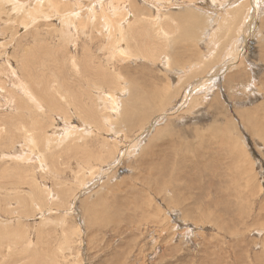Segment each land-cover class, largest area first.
<instances>
[{
	"label": "rangeland",
	"instance_id": "rangeland-1",
	"mask_svg": "<svg viewBox=\"0 0 264 264\" xmlns=\"http://www.w3.org/2000/svg\"><path fill=\"white\" fill-rule=\"evenodd\" d=\"M41 1L0 0V264H264V0L248 41L246 0Z\"/></svg>",
	"mask_w": 264,
	"mask_h": 264
},
{
	"label": "bare ground",
	"instance_id": "bare-ground-1",
	"mask_svg": "<svg viewBox=\"0 0 264 264\" xmlns=\"http://www.w3.org/2000/svg\"><path fill=\"white\" fill-rule=\"evenodd\" d=\"M51 3H53V0H49ZM97 1H99V2H105V1H107V0H97ZM144 1H146L148 4H149V2L152 4H154L156 7H157V9H161V8H163V7H167L168 6V3H167V1H164L163 3H164V5L165 6H162V2H161V0H158L159 2H161V4L160 3H156L155 2V0L154 1H152V0H144ZM214 1V0H213ZM212 1V2H213ZM216 1V0H215ZM248 3H247V9L249 10L248 12L250 13V14H247L246 15V21H245V23H244V25H243V23H242V25L244 26V28H242V32H243V38H244V40H247L248 38H249V36H250V31H251V29L249 30V27L251 26V25H253V24H255L254 22H255V19L257 18V16L261 13V7H262V2H261V0H246ZM4 2V1H3ZM72 2H74V1H72ZM130 2H131V0H130ZM189 2H192V1H189ZM219 2V1H218ZM216 3L214 6H213V8H209V9H212V13H215L216 14V16L218 17V18H220V20H221V17L222 16H227V18H226V23H228V24H230V25H225V27H230L232 24V22L233 21H235L236 20V18L238 17V10L240 9V7H241V5H238V6H236V7H232V3H228V6L226 7L227 9H223L222 8V6H221V1L219 2V3ZM264 2V1H263ZM56 3V2H55ZM86 5L85 6H89V7H93L94 5H95V2L94 3H92L91 2V0L89 1H87V2H84ZM126 3V0H124V2H123V4H125ZM214 3V2H213ZM5 4H6V6L8 7V8H13L14 10H15V12L17 13L20 9L21 10H23V8H25V10H24V13L27 15L26 17H25V22H26V25L27 24H29L30 22H33V20L35 19V17H40V15L39 14H37V13H39V12H41L42 11V4H43V2L41 1V0H28L27 2H25V0H6V2H5ZM98 4V3H97ZM110 4H112V3H110ZM182 4V3H181ZM190 4V3H189ZM193 4H195V3H193ZM238 4H242V3H240V2H238ZM44 5V4H43ZM49 5V4H48ZM61 5V4H60ZM74 4H72V6H73ZM105 5V4H104ZM131 5H132V3H131ZM170 5V4H169ZM172 5V4H171ZM171 5H170V7H171ZM178 5H180V4H178ZM184 5H186V4H184ZM100 6V5H99ZM197 6V5H196ZM210 6V5H209ZM57 7H59V5L57 6ZM61 7V6H60ZM82 8V7H81ZM83 8H84V6H83ZM200 8V7H199ZM59 9V8H58ZM77 9V8H76ZM86 9H88L87 7H86ZM9 10V9H8ZM20 10V11H21ZM67 10V9H66ZM66 10H63L62 12H66ZM88 10H90V9H88ZM87 10V11H88ZM129 10V9H128ZM11 11V10H10ZM19 11V12H20ZM108 11V10H107ZM113 11V10H112ZM198 11V10H197ZM202 11V10H201ZM207 11V10H206ZM226 11V13L224 14V12ZM22 12V11H21ZM33 12H35V13H33ZM136 13H137V11H135ZM86 13V12H85ZM91 13H93V12H91ZM200 13V12H199ZM233 13V14H232ZM21 14V13H20ZM30 14V16L29 17H31V18H28V15ZM37 14V15H36ZM61 14V13H60ZM80 14V13H79ZM95 14V13H94ZM93 14V15H94ZM4 15V14H3ZM7 15V14H6ZM9 15V14H8ZM73 15V14H72ZM113 15V14H112ZM90 16V15H89ZM118 16V15H117ZM120 16V15H119ZM135 16V15H134ZM74 17H75V15H74ZM99 17V16H98ZM258 17H260V16H258ZM23 18H24V16H23ZM61 18H63V19H61ZM60 19L62 20V22L63 23H65L66 22V20H67V17L65 16V15H63L62 17H61ZM69 18V17H68ZM102 18V17H101ZM107 18V17H106ZM112 18V17H111ZM120 18V17H119ZM118 18V19H119ZM141 18H143V17H141ZM114 19V18H113ZM123 19V18H122ZM214 19V18H213ZM264 19V18H263ZM105 20V19H104ZM133 20V19H132ZM241 20H243V19H241ZM71 21V20H70ZM127 21V20H126ZM257 21V20H256ZM103 22H105V21H103ZM108 22H109V20H108ZM116 23H117V21H115ZM135 22V21H134ZM152 22V21H151ZM66 23H69V21H67ZM74 23V22H73ZM133 23V22H132ZM156 23H157V21H156ZM118 24H119V22H118ZM144 24V23H143ZM108 25H109V23H108ZM107 25V26H108ZM120 25V24H119ZM158 26H159V24H157ZM240 25V24H239ZM115 26H118V25H115ZM125 26V25H124ZM134 26V25H133ZM238 26V25H237ZM30 27V26H29ZM109 27V26H108ZM107 27V28H108ZM120 27H121V25H120ZM255 27V26H254ZM116 28H118V27H116ZM121 28H124L123 26L121 27ZM137 28V27H136ZM262 28V27H261ZM113 29V28H112ZM126 29V28H125ZM135 29V28H134ZM131 30V29H130ZM164 30V29H163ZM226 31V35L228 34V29H225ZM120 31H123L122 29H120ZM125 31V30H124ZM123 31V32H124ZM165 31V30H164ZM254 31V30H253ZM113 32V31H112ZM123 32H121V36H119L120 37V39H126V37H125V32L123 33ZM166 32V31H165ZM109 33H111V32H109ZM117 33V32H116ZM134 33H135V31H134ZM134 33H132V35L134 34ZM111 34H114V33H111ZM111 34L109 35V34H107V35H109L108 37H110L111 36ZM131 34V33H130ZM252 34H254L253 32H252ZM262 34H264V31L262 32ZM163 35V34H162ZM166 35V34H165ZM117 36V35H116ZM252 37V36H251ZM44 38V37H43ZM241 38V37H240ZM110 39H112V36H111V38ZM133 39H134V35H133ZM166 39V38H165ZM250 39V38H249ZM112 40H114V39H112ZM116 40H118V39H116ZM115 40V41H116ZM213 40H214V43H213V45H212V40L208 43V45L209 46H213L212 47V50H216V48H217V46H218V44H219V41L217 40V37H215V36H213ZM239 40V39H238ZM244 40H242V41H244ZM248 41V40H247ZM119 42V41H118ZM120 42H121V40H120ZM237 42V41H236ZM129 43V42H128ZM247 43V42H246ZM113 44V43H112ZM122 44H123V42H122ZM132 44V43H131ZM130 44V45H131ZM134 44V43H133ZM117 45V44H116ZM129 44H127V46H128ZM245 45L246 44H244V47H245ZM241 46V45H240ZM43 47V46H42ZM41 47V48H42ZM49 47V46H48ZM114 47H116L115 45H114ZM113 47V50L115 49ZM122 47V46H121ZM133 46H131L130 48H132ZM134 47H135V45H134ZM231 47V46H230ZM28 48V47H27ZM119 48V47H118ZM125 48V47H124ZM123 48V49H124ZM128 48V47H127ZM129 48V49H130ZM229 49H231V48H229ZM56 50V49H55ZM58 50V49H57ZM109 50V49H108ZM127 50L128 49H126V53H128L127 52ZM245 50V49H244ZM243 50V51H244ZM34 51H35V49H34ZM238 51V50H237ZM246 51V50H245ZM244 51V52H245ZM30 52V51H29ZM52 52V51H51ZM56 51H54V53H55ZM59 52V51H58ZM110 52V51H109ZM108 52V53H109ZM115 52H118V51H116L115 50ZM114 52V53H115ZM135 51H133L132 53H134ZM37 53V52H36ZM61 53H63L62 55H64V52H61ZM27 54V53H26ZM33 54H35L34 52H33ZM55 54H57V52L55 53ZM123 54V53H122ZM118 55V54H117ZM130 55V54H129ZM22 56V55H21ZM25 56V55H24ZM65 56V55H64ZM127 56V55H126ZM234 59H236V58H240L241 57V54H240V52L237 54V53H235L234 54ZM244 56V55H243ZM243 56L241 57V58H243ZM264 56V55H263ZM27 57V56H26ZM61 57V56H60ZM73 57V56H72ZM111 57V56H110ZM114 57V56H113ZM123 57V56H122ZM130 57V56H129ZM134 57H135V55H134ZM246 58H247V56H245ZM24 58V57H23ZM71 58V57H70ZM136 58V57H135ZM138 58H139V56H138ZM137 58V59H138ZM165 58V57H164ZM109 59H111V58H109ZM114 59H117V58H114ZM126 59H127V57H126ZM129 59V58H128ZM132 59V58H131ZM68 60H70V59H68ZM91 60V59H90ZM233 60V59H232ZM231 60V61H232ZM240 60V59H239ZM26 61V59H24V62ZM86 61V60H85ZM109 62V61H108ZM110 63V62H109ZM165 63V62H164ZM249 63V62H248ZM28 64V63H27ZM26 64V65H27ZM50 64V63H49ZM78 64H79V61L78 62H76L74 59H73V65H76L75 67H79L78 66ZM90 64V63H89ZM92 64V63H91ZM53 65V64H52ZM73 65L71 66V67H73ZM93 65V64H92ZM117 65V64H116ZM115 65V66H116ZM165 65V64H164ZM226 65V64H225ZM232 64H228V66H231ZM91 67H93V66H91ZM113 67V66H112ZM126 67H127V65H126ZM198 67V66H197ZM88 68V67H87ZM95 68V67H94ZM114 68V67H113ZM128 68V67H127ZM220 68V67H219ZM73 69V68H72ZM79 69H80V67H79ZM129 69V68H128ZM218 69V68H217ZM258 69V68H257ZM29 70V69H28ZM76 70V68L74 69V71ZM89 70V69H88ZM224 70V69H223ZM227 70V69H226ZM225 70V71H226ZM71 71V70H70ZM85 71V70H84ZM83 71V72H84ZM92 71V70H91ZM98 71V70H97ZM96 71V72H97ZM101 71V70H100ZM113 71V70H112ZM44 72V71H43ZM64 72V71H63ZM78 72V71H77ZM87 72V71H86ZM90 72V71H89ZM94 72V71H93ZM92 72V73H93ZM120 72V71H119ZM136 72V71H135ZM174 72V71H173ZM71 73H72V71H71ZM76 73V72H75ZM101 73V72H100ZM107 73V72H106ZM114 73V72H113ZM218 73V72H217ZM231 73V72H230ZM77 74V73H76ZM80 74V73H79ZM98 74V73H97ZM104 74H105V72H104ZM222 74H224V72L222 73ZM95 75V74H94ZM170 75V74H169ZM216 73H214V74H212V76H215L216 77ZM255 75V74H254ZM57 76V75H56ZM73 76V75H72ZM112 76V75H111ZM114 76V75H113ZM219 76H221V75H219ZM253 76V75H252ZM208 77H209V75H208ZM227 77V76H226ZM57 78V77H56ZM59 78V77H58ZM76 78V77H75ZM75 78H73V79H75ZM104 78V77H103ZM108 78H111V77H109L108 76ZM171 78V77H170ZM210 78H211V76H210ZM60 79V78H59ZM58 79V80H59ZM92 79H93V77H92ZM207 78H206V76L205 77H202V78H199V80H197L196 82L198 83V82H200V81H205ZM209 79V78H208ZM221 79V78H220ZM106 80V79H105ZM112 80V79H111ZM66 81V80H65ZM103 81V80H102ZM107 81V80H106ZM108 81H110V80H108ZM113 81V80H112ZM208 81V80H207ZM211 81V80H210ZM222 81V80H221ZM94 82V81H93ZM111 82V81H110ZM116 82H117V80H116ZM209 82V81H208ZM213 82V81H212ZM29 83V82H28ZM56 83V82H55ZM73 83V82H72ZM74 83H76V81L74 82ZM103 83V82H102ZM101 83V84H102ZM109 83V82H108ZM112 83V82H111ZM211 83V82H210ZM215 83V82H214ZM65 84H67V83H65ZM64 83H62V82H60V81H58V84L56 83V87H54L55 86V84H54V90L56 91V92H59V94H60V97H59V99H61V101L62 100H68V98H69V94H67L66 93V95L68 96V98L67 97H65L66 95L64 94V92H66V91H68V90H66V88H64V85H65ZM78 84V83H77ZM80 84V83H79ZM91 84H92V82H91ZM94 84V83H93ZM92 84V85H93ZM100 84V83H99ZM105 84V83H104ZM112 84H114V83H112ZM117 84V83H116ZM115 84V85H116ZM202 84V83H201ZM205 84V83H204ZM213 84V83H212ZM18 85H19V88H20V90L21 91H23L24 93H28L27 95H28V97L30 96H34L31 92V90H30V85H28L27 84V82L25 81V80H22L21 79V81H20V83L18 82ZM51 85H53V84H51ZM74 85V84H73ZM91 85V86H92ZM111 85V84H110ZM220 85V84H219ZM50 86V85H49ZM67 86V85H66ZM65 86V87H66ZM94 86V85H93ZM92 86V87H93ZM96 86V85H95ZM103 86V85H102ZM108 87V84L107 85H105V87ZM196 86V85H195ZM211 86V85H210ZM250 86H251V84H250ZM16 87V86H15ZM98 87V86H97ZM104 87V86H103ZM117 87V86H116ZM119 87V86H118ZM206 87V86H205ZM221 87V86H220ZM50 88V87H49ZM52 88V87H51ZM81 88V87H80ZM96 88V87H95ZM208 88H210V87H208ZM99 89H100V87H99ZM98 89V91H100V92H102L103 91V89H101V90H99ZM107 89V88H106ZM113 88H111V89H109V87H108V90H112ZM207 89V88H206ZM205 89V90H206ZM125 90V89H124ZM195 89H191L190 91L188 90L187 91V94H186V96H185V101L183 102V104H185L189 99H190V95L193 93V91H194ZM210 90H212V89H210ZM114 91V90H113ZM222 91V90H221ZM54 92V91H53ZM55 92V93H56ZM107 92H109V91H107ZM119 92V91H118ZM211 92V91H210ZM69 93H71V91L69 92ZM73 93V92H72ZM104 93V92H103ZM120 93H121V90H120ZM76 94V93H75ZM105 94V93H104ZM107 94V93H106ZM25 95V94H24ZM111 95V94H110ZM217 95V94H216ZM37 96V95H36ZM74 96V95H73ZM120 96V95H119ZM122 96V95H121ZM120 96V97H121ZM169 96V95H168ZM30 97H29V99H30ZM54 97V96H53ZM53 97H51V98H53ZM57 97V96H56ZM78 96H76V98H77ZM103 97H105V96H103ZM109 97V96H108ZM107 96L105 97V99L106 98H108ZM116 98V97H115ZM173 98V97H172ZM205 98V97H204ZM119 99V98H118ZM120 99H122V98H120ZM30 100H32V99H30ZM33 100H35L36 102V104H38V105H42V103L39 101V99H37V97H35L34 96V99ZM46 100V99H45ZM76 100V99H75ZM78 100V99H77ZM81 100V99H80ZM112 100V99H111ZM110 100V101H111ZM116 100V99H115ZM59 101V100H58ZM57 100H56V102H58ZM70 101V100H69ZM68 101V102H69ZM74 101V100H73ZM72 101V102H73ZM122 101V100H121ZM120 101V102H121ZM203 101H205V99L203 100ZM67 102V103H68ZM71 102V101H70ZM70 102H69V104H70ZM75 102H77V101H75ZM82 102V101H81ZM84 102V101H83ZM87 102V101H86ZM103 102H105V101H103ZM107 102H109V101H107ZM115 102V101H114ZM116 102H117V100H116ZM124 102V101H123ZM54 103H55V101H54ZM61 103V102H60ZM64 103V102H63ZM113 102L111 101V105H113L114 106V104H112ZM122 103V102H121ZM197 103H198V101H197ZM69 104H67V105H69ZM109 104V103H108ZM116 104V103H115ZM118 104V103H117ZM182 104V105H183ZM196 104V103H195ZM54 105H57V103L56 104H54ZM66 105V104H65ZM72 105V104H71ZM79 106L78 107H81L80 106V104H78ZM81 105H83L82 103H81ZM198 105H200V104H198ZM45 106V105H44ZM60 106V105H59ZM74 106V105H73ZM105 106V105H104ZM118 106V105H117ZM42 107V106H41ZM55 107V106H54ZM66 107V106H65ZM68 107V106H67ZM71 107V106H70ZM84 107V106H83ZM182 107V106H181ZM180 107V108H181ZM62 108V107H61ZM88 108V107H87ZM87 108H85V109H87ZM105 108H106V106H105ZM115 108V107H114ZM120 108V107H119ZM125 108V107H124ZM183 108V107H182ZM57 109H58V107H57ZM63 109V108H62ZM75 109V108H74ZM81 109V108H80ZM117 109H118V107H117ZM116 109V110H117ZM122 108H120L119 110H121ZM76 110V109H75ZM88 110V109H87ZM99 110V109H98ZM108 110H110V107H109V109ZM112 110V109H111ZM114 110V109H113ZM115 110V111H116ZM81 111H82V109H81ZM166 110H164V111H160L161 112V114L163 115L164 114V112H165ZM100 112V111H99ZM121 112V111H120ZM113 113V112H112ZM111 113V114H112ZM122 113V112H121ZM117 114H119V113H117ZM1 115V114H0ZM83 115V114H82ZM95 116V115H94ZM107 117H108V119H109V116L108 115H106ZM113 116V115H112ZM104 117V116H103ZM84 118V117H83ZM106 118V117H105ZM105 118H103V119H105ZM67 119V118H66ZM102 119V120H103ZM107 119V118H106ZM111 119H112V117H111ZM114 119V118H113ZM138 119V118H137ZM64 120H65V118H64ZM124 120V119H123ZM105 121V120H104ZM64 122H67V121H64ZM85 122L87 123V121L85 120ZM103 122V121H102ZM118 122V121H117ZM129 122V121H128ZM132 122V121H131ZM67 123H69V122H67ZM86 123H84V124H86ZM106 123V122H105ZM108 123V124H107ZM106 124L107 125H109L110 123H111V121H110V119L108 120V122H107ZM134 123V122H133ZM129 124V123H128ZM248 124V123H247ZM246 124V125H247ZM73 125V124H72ZM105 124L103 123L102 124V126H104ZM153 126V125H152ZM152 126H150L149 128H151ZM106 127V126H105ZM74 128V127H73ZM109 128V127H108ZM65 130V129H64ZM77 130V129H76ZM110 130V129H109ZM79 131V130H78ZM91 131V130H90ZM111 131V130H110ZM114 131V130H113ZM120 131V130H119ZM66 132V131H65ZM74 132V131H73ZM73 132H72V135H73ZM76 132V131H75ZM116 132V131H115ZM55 133V132H54ZM70 133V132H69ZM77 133H80V132H77ZM90 133V132H89ZM67 134V133H66ZM71 134V133H70ZM34 135V134H33ZM48 135V134H47ZM51 135H53V134H50V135H48V136H51ZM64 136V135H63ZM62 136V137H63ZM139 136H143V135H139ZM138 136V137H139ZM9 137V136H8ZM60 136H58V138H59ZM137 137V138H138ZM14 138V137H13ZM68 139V138H67ZM140 139H141V137H140ZM140 139H136V142H135V144H133V146H135L137 143H138V141L140 140ZM35 140H36V138H35ZM35 140H33L34 141V147L36 146L35 144ZM26 141H27V139H26ZM65 142V141H64ZM259 143V142H258ZM138 145V144H137ZM33 147V146H32ZM259 147V146H258ZM15 148V147H14ZM29 148H30V144H29ZM37 149V148H36ZM14 152L16 151L15 149L13 150ZM26 151V150H25ZM100 152V151H99ZM29 153V152H28ZM103 153V152H102ZM11 154V153H10ZM36 155V154H35ZM35 158V157H34ZM40 158V157H39ZM26 159V158H25ZM37 159V158H36ZM39 160V159H38ZM40 161V163H43V160L41 159V160H39ZM79 163V162H78ZM85 163V162H84ZM93 163V162H92ZM86 165V164H85ZM91 165V164H90ZM103 165V164H102ZM43 167V166H42ZM41 167V168H42ZM83 167V166H82ZM94 167H95V165H94ZM93 167V168H94ZM45 168V167H44ZM92 168V167H91ZM85 171V170H84ZM98 172V171H97ZM87 174V173H86ZM93 176V175H92ZM36 177V176H35ZM1 178H3V179H6V178H8V176L7 175H2L1 176ZM95 180V179H94ZM38 182V181H37ZM94 182H96V181H94ZM96 184V183H95ZM36 186V185H35ZM87 187V186H86ZM40 188V187H39ZM52 188V187H51ZM57 189V188H56ZM37 190V189H36ZM51 191H52V189H51ZM31 192V191H30ZM51 194V193H50ZM32 195V194H31ZM56 197V196H55ZM51 199V198H50ZM8 202V201H7ZM18 202V201H17ZM11 203V202H10ZM9 203V204H10ZM36 203V202H35ZM11 205H13V204H11ZM6 223V222H5ZM14 226V225H13ZM6 227V226H5ZM16 228V227H15ZM10 229V228H9ZM21 228H19V229H17V230H20ZM23 229H21L20 231H22ZM24 231V230H23ZM23 234V233H22ZM22 234H21V236H19V235H17L16 234V231H14V236H16L17 238H20V237H22ZM16 240V239H15ZM20 240V239H19ZM21 242V241H20ZM28 243H31V241H29Z\"/></svg>",
	"mask_w": 264,
	"mask_h": 264
}]
</instances>
